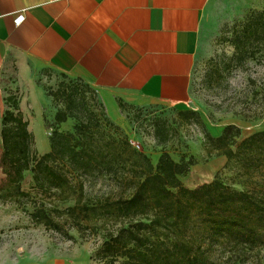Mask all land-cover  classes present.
Here are the masks:
<instances>
[{
	"label": "trees",
	"instance_id": "16d2710c",
	"mask_svg": "<svg viewBox=\"0 0 264 264\" xmlns=\"http://www.w3.org/2000/svg\"><path fill=\"white\" fill-rule=\"evenodd\" d=\"M231 42L239 63L264 49V9L250 10L235 26ZM87 88L95 91L89 85L70 83L53 94L59 107L48 125L51 149L44 154L36 148L20 101L12 94L5 97L0 121V201L30 197L23 182L32 171L34 188L53 192L62 202L74 201L51 213L37 208L31 213L34 222L69 239L74 236L65 223L82 234L104 230L105 240L95 257L106 264H237L238 258L264 248V129L239 140V128L228 125L214 136L197 111H180L186 120L203 127L208 151L225 156V167L232 162L238 165L247 185L235 188L215 177L189 187L182 176L192 171L193 156L175 159L164 150L154 163L128 138L106 130V124L116 123L99 97L102 112L90 106ZM119 105L122 110L129 106L122 100ZM69 118L77 121L74 131L62 129ZM154 127L160 144L172 138V126L165 120L159 118ZM71 173L109 176L128 195L87 203L83 183H74Z\"/></svg>",
	"mask_w": 264,
	"mask_h": 264
},
{
	"label": "rangeland",
	"instance_id": "374dc122",
	"mask_svg": "<svg viewBox=\"0 0 264 264\" xmlns=\"http://www.w3.org/2000/svg\"><path fill=\"white\" fill-rule=\"evenodd\" d=\"M252 9H264V0H213L201 32L191 78L190 101L183 106L146 108L129 105L123 110L124 120L119 125L106 124V130L140 144V149L134 146L147 153L154 163L164 150L175 159L184 154L193 156L195 164L192 171L182 176L189 187L220 177L235 188H246V179L238 174V165L232 162L225 167L222 160H217L219 155L209 152L205 145L203 127L193 120H186L180 111H197L214 136L220 135L228 125L239 128V140L264 129V49L239 63L234 58L235 49L231 42L235 26ZM15 61L14 58L7 60L3 77L6 97L12 94L20 102L22 97H28L31 90H22L20 86L25 81L23 87H30L29 82H33L40 93L51 99V104L45 108V115L49 117L47 122L34 127L39 150L49 149L48 133L52 128L48 125H51L52 116L59 107L53 94L63 84L89 85L95 90L87 88L86 91L90 106L96 112H102L96 89L85 79L73 78L47 66L33 67L31 74L24 77ZM159 118L172 126V138L165 144H160L155 136L154 126ZM76 122V119L69 118L62 124V129L74 131ZM69 175L74 183H83L87 203L96 204L128 195L124 187L109 176ZM23 188L30 197L22 198L20 202L0 201L1 261L10 264H106L95 257L105 240L104 230L82 234L65 223V228L74 236V239H69L42 223H35L31 217L37 208L44 207L51 213L55 208L73 205L74 201L62 202L53 192L34 188L32 171L26 173ZM55 218L63 220L62 217ZM237 264H264V248L238 258Z\"/></svg>",
	"mask_w": 264,
	"mask_h": 264
},
{
	"label": "crops",
	"instance_id": "0c3cea01",
	"mask_svg": "<svg viewBox=\"0 0 264 264\" xmlns=\"http://www.w3.org/2000/svg\"><path fill=\"white\" fill-rule=\"evenodd\" d=\"M212 1L0 0V121L6 109L3 77L9 58L16 60L24 77L33 67L47 66L85 79L117 125L124 120L120 100L146 108L187 104ZM19 15L24 19L18 23ZM22 84V90L31 93L22 97L21 110L38 152L44 154L51 149L50 134L49 149L41 151L34 127L45 125L51 99L33 82L30 87ZM216 159L227 163L225 156Z\"/></svg>",
	"mask_w": 264,
	"mask_h": 264
},
{
	"label": "built area",
	"instance_id": "2783aa9c",
	"mask_svg": "<svg viewBox=\"0 0 264 264\" xmlns=\"http://www.w3.org/2000/svg\"><path fill=\"white\" fill-rule=\"evenodd\" d=\"M23 19H24V16H23V15H19V16L17 17V22L19 23V22H21ZM51 133H52V130L49 132V134L51 135ZM132 143H133V145H135L138 149H140V144L135 143V142H132Z\"/></svg>",
	"mask_w": 264,
	"mask_h": 264
}]
</instances>
